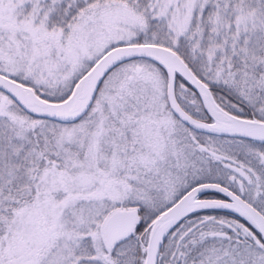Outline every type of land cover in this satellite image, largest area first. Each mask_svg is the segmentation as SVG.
<instances>
[{
  "label": "snow or ice",
  "instance_id": "1",
  "mask_svg": "<svg viewBox=\"0 0 264 264\" xmlns=\"http://www.w3.org/2000/svg\"><path fill=\"white\" fill-rule=\"evenodd\" d=\"M0 264H264V0H0Z\"/></svg>",
  "mask_w": 264,
  "mask_h": 264
}]
</instances>
